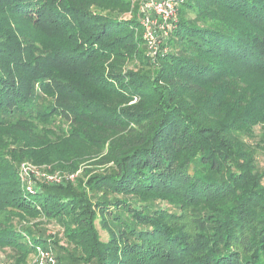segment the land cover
<instances>
[{"label": "trees", "instance_id": "obj_1", "mask_svg": "<svg viewBox=\"0 0 264 264\" xmlns=\"http://www.w3.org/2000/svg\"><path fill=\"white\" fill-rule=\"evenodd\" d=\"M143 3L0 0V264H264V0Z\"/></svg>", "mask_w": 264, "mask_h": 264}, {"label": "built area", "instance_id": "obj_2", "mask_svg": "<svg viewBox=\"0 0 264 264\" xmlns=\"http://www.w3.org/2000/svg\"><path fill=\"white\" fill-rule=\"evenodd\" d=\"M174 3L175 0H144L143 3V11L145 18L143 19V25L145 27L144 31V38L147 41V44L149 46V55L153 56L156 54L158 45L156 42L157 35H154V31L157 29L155 26L152 25V22L150 21L149 17L146 16L145 12L146 11H152L157 18H159L162 23H167V21L170 20L171 17L174 16ZM160 17H158V16ZM157 22V21H156ZM167 28V24L163 25ZM155 28V29H154ZM163 30V28H162ZM154 37L156 38L154 41ZM19 178L21 182L26 181L27 179H30L31 177H37V178H42L45 183L48 184V182H54V183H59L62 182L61 178H58L54 175H49L47 172L43 171L41 168L34 166L30 163H21L19 168ZM75 175H70L68 178L70 180H73ZM40 255V250H38V256L37 259L35 260V264H49V261L52 260L51 256L47 252L41 251ZM41 258V261L39 262L38 259Z\"/></svg>", "mask_w": 264, "mask_h": 264}, {"label": "rangeland", "instance_id": "obj_3", "mask_svg": "<svg viewBox=\"0 0 264 264\" xmlns=\"http://www.w3.org/2000/svg\"><path fill=\"white\" fill-rule=\"evenodd\" d=\"M157 1H161V0H157ZM145 14H146V16H148L149 17V19H150V21L152 22V25L153 26H155L157 29L153 32L154 33V35L156 34H160V32L162 31V28H163V30L165 29V26H163V23H162V21L161 20H159V18H157L156 17V15L152 12V11H146L145 12ZM158 16V15H157ZM158 17H160V16H158ZM157 21V22H156ZM156 37H158V36H156ZM155 37H154V41H155ZM156 42H157V44H158V40L156 39ZM44 171V170H43ZM47 172V171H46ZM48 173V172H47ZM49 175H53L52 173H48ZM63 182V181H62ZM62 182H59V183H54V182H48V184L49 185H54V184H60V183H62ZM104 235V234H103ZM38 250H40V255H41V251H43L42 249H38ZM37 254H38V252H37ZM38 256V255H37ZM34 260V259H33ZM38 261L40 262L41 261V258H39L38 259ZM33 264H35V263H33ZM49 264H57L56 263V260H50L49 261Z\"/></svg>", "mask_w": 264, "mask_h": 264}]
</instances>
